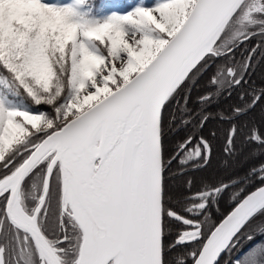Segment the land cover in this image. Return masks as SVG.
<instances>
[{
  "label": "snow or ice",
  "instance_id": "6c2138e0",
  "mask_svg": "<svg viewBox=\"0 0 264 264\" xmlns=\"http://www.w3.org/2000/svg\"><path fill=\"white\" fill-rule=\"evenodd\" d=\"M257 35L264 47V0L110 14L88 0H0V264H264V161L233 185L202 180L181 212L166 174L207 162L212 145L188 136L165 156L170 128H203L214 93L243 87L256 50L236 53ZM213 67L197 112L182 93ZM240 100L218 117L229 156L238 140L264 149V122L239 123L264 89ZM232 186L230 210L212 221Z\"/></svg>",
  "mask_w": 264,
  "mask_h": 264
},
{
  "label": "trees",
  "instance_id": "16d2710c",
  "mask_svg": "<svg viewBox=\"0 0 264 264\" xmlns=\"http://www.w3.org/2000/svg\"><path fill=\"white\" fill-rule=\"evenodd\" d=\"M105 0H88V3L97 9ZM262 40L259 35L254 37L250 42L245 43L237 53L235 59L241 61L247 57L251 49H255L254 58L252 60V69L249 71L246 82L242 88L233 89L220 93H214L215 99L208 108V114L213 117L206 125L201 128L196 124L185 126L183 123L170 128L165 136V156L169 159L174 153L177 144L183 141L188 136H193V146L199 144L200 137L203 136L210 140L212 145L211 157L207 162L198 161L187 164L181 167L179 162L173 163L171 169L166 174L168 198L173 205L180 207L181 212L184 206L179 202L186 196L191 195L197 190L201 189L203 185L201 181L210 182L219 186L231 180L238 182L242 177L248 173L253 166L259 167L261 161H264V149H260L257 145L248 144L246 142L237 141L235 154L229 156L224 152L225 134L230 125L221 121L218 117L231 115L230 109L241 103L240 96L244 92L251 93L255 90L259 93L264 89V47L261 46ZM215 68L207 71L206 74L201 73L196 79L189 83V87L185 89L182 96L190 99V107L195 108L199 112L200 107L197 101L208 94L209 77L212 76ZM179 100V98H178ZM183 100H179V104L183 107ZM38 107L40 111H48V106H34ZM177 105L174 103L170 111L175 112ZM249 121L257 123L264 122V100L258 102L257 106L247 115L243 116L239 123L247 124ZM215 132L216 135L211 134ZM253 154L254 158L249 154ZM189 181H193L189 184ZM255 184V182H253ZM230 185H233L230 184ZM254 187V186H253ZM251 189V188H250ZM238 190L237 187L232 186L229 190L217 198L216 202L211 206L208 216L212 221L218 220L225 211L232 205V195ZM203 219V217H201ZM264 219V218H262ZM180 230V226L174 221L169 222V237L174 238L176 233ZM243 247H247V242H242ZM173 258L177 253H172ZM232 257L225 255L221 264H229Z\"/></svg>",
  "mask_w": 264,
  "mask_h": 264
},
{
  "label": "rangeland",
  "instance_id": "374dc122",
  "mask_svg": "<svg viewBox=\"0 0 264 264\" xmlns=\"http://www.w3.org/2000/svg\"><path fill=\"white\" fill-rule=\"evenodd\" d=\"M60 3H69L72 0H58ZM155 0H105L97 9H103V14H110L113 11L126 13L131 11L137 4L145 3L151 5Z\"/></svg>",
  "mask_w": 264,
  "mask_h": 264
},
{
  "label": "water",
  "instance_id": "95a60500",
  "mask_svg": "<svg viewBox=\"0 0 264 264\" xmlns=\"http://www.w3.org/2000/svg\"><path fill=\"white\" fill-rule=\"evenodd\" d=\"M172 155H174V153H173ZM172 155H171V156H172ZM169 159H171V157H170ZM235 181H236V180H231V181L225 182V183H223V184H228V185H230L231 183H233V182H235ZM250 190H251V191H254V190H255V186L252 187ZM231 206H232V205H231ZM231 206L225 211L224 214H226V213L230 210ZM224 214H223V215H224ZM223 215H222V216H223ZM222 216H221L220 218H222ZM220 218H219V219H220Z\"/></svg>",
  "mask_w": 264,
  "mask_h": 264
},
{
  "label": "flooded vegetation",
  "instance_id": "af4514ba",
  "mask_svg": "<svg viewBox=\"0 0 264 264\" xmlns=\"http://www.w3.org/2000/svg\"><path fill=\"white\" fill-rule=\"evenodd\" d=\"M251 50H252V49H251ZM251 50H250V51H251ZM250 51H249V52H250ZM231 184H232V183H231Z\"/></svg>",
  "mask_w": 264,
  "mask_h": 264
}]
</instances>
